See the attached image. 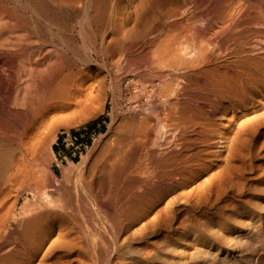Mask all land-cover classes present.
I'll use <instances>...</instances> for the list:
<instances>
[{
    "label": "bare ground",
    "instance_id": "6f19581e",
    "mask_svg": "<svg viewBox=\"0 0 264 264\" xmlns=\"http://www.w3.org/2000/svg\"><path fill=\"white\" fill-rule=\"evenodd\" d=\"M171 30L180 42L160 45ZM123 84L130 113L119 115ZM110 94L118 133L87 168L99 189L82 194L116 228V204L137 225L133 240L145 247L125 264H264V187L234 165L247 149L243 128L264 119L249 111L264 98V0H0V264H45L68 242L66 219L86 211L64 188L42 187L40 166L53 158L56 124L101 111ZM229 108L251 113L233 136L217 123ZM221 156L232 171L217 169ZM12 191L27 195L10 218L20 217L16 229L4 211Z\"/></svg>",
    "mask_w": 264,
    "mask_h": 264
},
{
    "label": "rangeland",
    "instance_id": "374dc122",
    "mask_svg": "<svg viewBox=\"0 0 264 264\" xmlns=\"http://www.w3.org/2000/svg\"><path fill=\"white\" fill-rule=\"evenodd\" d=\"M196 25H202L201 22H195ZM178 30H171V31H165L164 34H162L160 36V40L158 41L159 44L161 45V43H164L167 42V44H171V42H180V40H178V38H174L178 36ZM263 31V29H262ZM166 36V37H165ZM163 37V38H161ZM162 39V40H161ZM166 39V40H165ZM172 39V40H170ZM175 39V40H174ZM183 39V38H182ZM193 39L190 40L191 44H195V40ZM170 41V42H168ZM199 42V41H198ZM196 42V43H198ZM199 44L201 46H205V42H199ZM198 44V46H199ZM177 45V44H176ZM178 46V45H177ZM209 47V46H208ZM211 49V46L209 47ZM177 53V52H176ZM197 53H198V50H197ZM200 53V52H199ZM193 54V53H192ZM174 55V53H173ZM172 55V56H173ZM196 55V54H195ZM198 55V54H197ZM196 55V56H197ZM194 56V54L192 55V57L190 55H188V58H190L191 60H196V59H200V57H196ZM195 57V58H194ZM171 58V57H169ZM221 60L224 61V59H226V57H220ZM169 60L166 61V63H169L168 62ZM220 61V60H219ZM196 62V61H195ZM222 62V61H221ZM165 64V63H164ZM162 65L160 64V68L162 66V69H166V67H163L165 65ZM193 64V63H192ZM168 68V67H167ZM173 77V76H172ZM175 78V77H174ZM177 78V77H176ZM174 79V84H173V88H177L176 87V84L178 83V78L177 79ZM173 79V78H172ZM175 80H176V84H175ZM125 84L122 85V90L125 88L126 89V86ZM123 90L122 93H121V96H118V105H117V112L119 115H121L122 111L123 113H128L129 111V108H127L129 106V103H128V94L126 95L125 92L128 93L127 90ZM191 90V89H190ZM197 89H195V86L194 88H192L191 92L192 91H195ZM112 94V93H111ZM110 94L108 100L106 101L105 103V107H103V109L99 112H93V113H88L87 112L85 113L83 111V113L85 114H75V116H72L73 118H69V120L66 122V121H63V122H59L58 124H56L55 126V129H54V136H53V142H52V151H53V158L50 156L51 159H47L46 161L49 160V163L48 162H45L44 161V164L40 167H42V169L39 167V169L43 170L45 169V172L44 170L41 171L39 170L43 176H41L39 173V175H37V177L42 180H45V178L47 180H45L46 182V186H42V187H47V184L50 185L51 182H53V185L56 187H58L57 189H62L64 191L67 190V192H71V195L73 196L74 198V203H73V207L76 208V206L78 204V206L82 207V210H85L86 212H84V216L82 214V211H79L80 213H77L75 212L74 214H72V216L70 217L71 214H69V217L66 219L67 220V225L70 226L72 228V230L66 226V223L64 224L65 225V228L67 230H70V234L68 235H65L66 237V241H68L67 243H69V245L65 242L63 246L59 247L57 250H55V252H53L52 254H49L45 260V264H125V260H127V262L131 261L130 259H135L137 257V254L140 255V248L143 249L145 246L143 242H138L136 243L135 241L137 240H133V239H137L136 236V232L138 229L136 228L137 225L136 224H131L129 223L127 220H125L124 218H122L123 216L120 215V211L118 210V207H117V204L115 202V200L113 201V203H115L116 205L114 204H110V206L112 207H115L114 209H112L110 206V209H112V211L115 213L113 214V212L111 214H108L109 217H114L117 221L116 224L119 223V227H115L117 225H115L114 223H112L113 225H111V223L109 224V222L107 220H102L103 218L101 216H99L100 214L97 213L96 210H93L89 207V205H87V201L85 202L84 200V193H87L88 189H89V192L92 191V190H95V189H99V184H97V182L94 181L93 177L91 174H89L87 168H89L88 166H90L89 164H91L93 161V158H95V155L96 153H98L100 151V149L102 148V146L104 145V142L105 140H107L109 138V136H113L115 137L116 134L118 133L117 129H116V125L114 124L111 125L110 123L112 122L111 119V114L110 112L113 110V96ZM125 94V95H124ZM178 98V97H177ZM175 98V96H173V99L174 101L177 99ZM263 101V102H262ZM261 103H258V102H253L252 104L249 105V111L251 112L252 110H256L257 113H262L264 112V98L262 99ZM256 105H259V106H255ZM128 110H127V109ZM150 110V108H148ZM145 110L146 112H149V110ZM232 108H229V111L227 112V114L224 116L223 120H219L217 121V123H223L221 125V127L223 128V130L228 133L229 135H232L233 136V132H236L235 130L238 129L240 126H244L243 125V120L242 119H246V118H250L251 117V113L248 115L249 112H245V113H242L239 112L238 110H232ZM231 111V112H230ZM130 113V112H129ZM92 114V115H91ZM79 116V117H78ZM83 116V117H82ZM234 116V117H233ZM250 116V117H249ZM75 117V118H74ZM86 117V118H85ZM73 119V120H72ZM227 119V120H226ZM264 119H261L259 120L260 122L262 121V123H260L259 121H255L253 124L249 125V127L245 126V129L243 128V130L245 131V133L250 130L252 131V133L247 132V134L249 133V138L247 137V135H244L245 133L243 132V136L242 138L239 137V139H241V143L244 142V144L242 143V145L245 146V143H246V147L247 149H242L241 147V150H242V157H240L241 159L244 158V161L242 162L241 159H238L236 162H234L235 164L234 165H237V170H242V166L245 168L247 167L248 170H250V172H248V170L246 169V171L243 169L242 171V174H244L243 176V180L247 177H250L249 180L248 179H245L244 182L246 183H249L248 186H251L250 184H253L254 186L256 187H264V122H263ZM111 121V122H110ZM227 121V122H226ZM232 122V123H231ZM226 123V125H225ZM231 123V124H230ZM260 123V124H259ZM229 124V125H228ZM241 124V125H240ZM259 124V125H258ZM111 125V126H109ZM236 125H237V128H236ZM240 125V126H239ZM263 125V126H262ZM224 126V127H223ZM226 126V127H225ZM230 126V127H229ZM239 126V127H238ZM114 127V128H113ZM228 127V128H227ZM236 128V129H235ZM242 128V127H241ZM112 129V130H111ZM248 129V130H247ZM258 129V130H256ZM231 131V132H230ZM233 131V132H232ZM255 132V133H254ZM240 133H242V131L240 130ZM239 133V135H240ZM251 134V136H250ZM236 135V133L234 134ZM245 136V138H244ZM248 138V139H246ZM230 139V138H229ZM227 139V141L229 140ZM245 141H244V140ZM243 140V141H242ZM248 141V142H247ZM0 143H2V139L0 138ZM240 143V144H241ZM4 148V146L0 147V149L2 150ZM244 148V147H243ZM99 149V151H98ZM245 150V151H244ZM247 150V155L243 156L244 153L243 152H246ZM82 151V156H79V152ZM97 151V152H96ZM250 151V152H249ZM75 152H78V156L75 158L74 157V154ZM249 152V153H248ZM92 156H90V159L86 165H84L83 163L80 164V167L79 166H75L77 164H79L81 161H83L84 157L87 156V154H89ZM95 154V155H94ZM247 156V158H246ZM223 158L225 159L224 155H223ZM223 158L222 156L220 157L221 160H219V162H216L217 163V169L220 170L219 168H221L222 172L225 170L228 172V170L226 169H229L230 166H227V161H223ZM249 158V159H248ZM222 161V162H221ZM226 162V163H225ZM239 162V163H238ZM74 163L75 165L72 167H70V164ZM225 163V164H224ZM250 163V165H249ZM46 164V166H44ZM50 165V166H47V165ZM227 164V165H226ZM242 164V165H240ZM83 165V166H82ZM220 165V166H218ZM222 165V166H221ZM224 165H226V169L225 168H222V167H225ZM241 167V169H238V167ZM85 166V167H84ZM87 166V167H86ZM48 167V168H47ZM239 167V168H240ZM47 168V169H46ZM71 171H69L70 169ZM75 168V169H74ZM252 168V169H251ZM69 169V170H68ZM257 169V170H256ZM68 170V172H67ZM230 170L232 171V168L230 167ZM229 170V171H230ZM236 172V173H240L241 172ZM245 171V172H244ZM85 172V173H84ZM244 172V173H243ZM65 173V175H64ZM68 173V175H67ZM248 173V174H247ZM46 174V175H44ZM250 174V175H249ZM85 175V176H84ZM88 175V176H87ZM247 175V176H245ZM261 175V176H260ZM41 176V177H40ZM68 176V177H67ZM90 176V177H89ZM260 176V177H259ZM67 177V178H66ZM89 177V178H88ZM258 177V178H256ZM37 178V179H38ZM85 178V179H83ZM88 179V180H87ZM80 180V181H79ZM82 180V181H81ZM86 180V182H85ZM249 182H247V181ZM39 180H33V182H38ZM39 181V182H40ZM47 181H49V183H47ZM75 181V182H73ZM43 182L42 185L45 183ZM85 182V183H84ZM91 182V183H90ZM251 182V183H250ZM41 183V182H40ZM82 183V184H81ZM84 183V184H83ZM89 184V185H86L85 184ZM39 184V183H37ZM76 184V185H75ZM81 184V185H80ZM258 184V185H256ZM52 185V186H53ZM82 187H80V186ZM95 185V186H94ZM39 186V185H38ZM41 186V184H40ZM75 186V188H74ZM85 189L89 186L91 188H87V190L85 191ZM94 186V187H93ZM98 188H97V187ZM108 186V184L106 185ZM253 186V187H254ZM68 187V188H67ZM262 187V188H263ZM64 188V189H63ZM76 188L78 190H76ZM81 188V189H79ZM83 188V189H82ZM95 188V189H94ZM91 189V190H90ZM75 190V191H74ZM76 191H78V195L76 197ZM13 192V193H12ZM10 193V196L8 195V198L11 200H9L8 198H6V206L4 208V211H8V218L10 219L12 217V213L14 211L17 210V213H19L21 207L23 206L24 202H26L27 200V195L26 193L22 192L18 195L16 191H12ZM59 192V191H58ZM65 192V191H64ZM82 192H84L82 194ZM107 192L106 190L103 192V200H106V202L108 201V192H107V196L104 195V193ZM75 193V194H74ZM15 194V196H14ZM24 194V195H23ZM61 193H55V197L57 195V201L59 200V198L61 199V203L58 204V202L54 204V206L51 208L52 211L51 214V219H50V222L51 224H53L55 226V229H57V226L61 223L59 222L58 223V220H54L53 217L55 215V212H58L57 211V208L59 211H62V208H61V205L63 204L64 205V201L62 199V196L60 195ZM80 194V195H79ZM13 195V196H11ZM82 195V196H81ZM81 196V197H80ZM18 198V199H17ZM29 198H32L31 196H29ZM76 198L78 200H76ZM8 199V200H7ZM13 199V200H12ZM17 199V201H16ZM59 201V202H60ZM12 202V203H10ZM110 202V201H108ZM112 203V202H111ZM16 204V206H15ZM58 204L60 205V207H58V205L55 207V205ZM86 204V205H85ZM109 207L105 208L107 209L108 211H110ZM117 207V208H116ZM50 208H48V211L51 210ZM61 209V210H60ZM104 209V210H105ZM119 211V212H117ZM47 210V209H46ZM80 210V208H79ZM102 209V211H104ZM115 210V211H114ZM55 211V212H54ZM108 211L105 210L106 213H109ZM111 212V211H110ZM117 212V213H116ZM54 213V214H53ZM97 215H96V214ZM104 213V212H103ZM78 214L80 216H82V218H79ZM118 214V215H116ZM116 215V216H115ZM76 216V218H75ZM87 220H86V218ZM84 217V218H83ZM20 217H17V219L13 220V219H10V222L11 223V228L13 229H16V226H17V221L16 220H19ZM73 218H74V221H73ZM98 218V219H97ZM70 222H69V220ZM78 219V220H77ZM85 219V220H83ZM122 219H124V222L122 224ZM86 221V222H85ZM92 221V222H91ZM94 221V223H93ZM126 221V222H125ZM76 223L74 225V223ZM106 222V223H105ZM83 223V224H82ZM86 223V225L84 224ZM105 223V224H104ZM128 223V224H127ZM121 224V225H120ZM125 224V225H124ZM127 224V225H126ZM131 224V225H130ZM110 225V226H109ZM115 225V226H114ZM130 225V226H129ZM122 226V227H121ZM127 226V228L125 227ZM134 226L136 229H134ZM89 227V228H87ZM111 228V229H110ZM117 230H116V229ZM121 230H120V229ZM126 230H125V229ZM129 228V229H128ZM76 229V230H74ZM91 229V230H90ZM119 229V230H118ZM131 229V230H130ZM74 230V231H73ZM73 231V232H71ZM76 231V232H75ZM113 231V232H112ZM131 231H133L132 235L134 236V238L132 237H128L130 234H131ZM125 232H128V233H125ZM76 233V235H75ZM78 233V234H77ZM54 234V233H53ZM51 234V235H53ZM117 234V235H116ZM164 234V233H163ZM162 233L158 232L152 239L151 241L153 242H156L158 241L159 239L163 238L164 235ZM75 237H74V236ZM82 235V236H81ZM120 235V236H119ZM158 235V236H157ZM163 235V236H162ZM95 236V237H94ZM125 236L126 239H125ZM136 237V238H135ZM160 237V238H159ZM125 240H124V239ZM129 238V239H128ZM132 238V239H131ZM118 239V240H116ZM131 239V240H130ZM70 240V241H69ZM128 240V241H127ZM132 242L133 240V244L130 242ZM156 240V241H154ZM115 241V242H114ZM124 242V244H123ZM129 243H131L129 245ZM143 243V244H142ZM116 244V245H115ZM138 244V245H137ZM83 245V246H82ZM112 245V247H111ZM126 245V246H125ZM142 245V246H140ZM80 246V247H79ZM114 246V247H113ZM117 246V247H116ZM131 246V248L129 247ZM129 247V248H128ZM140 247V248H139ZM64 248V249H62ZM62 249V250H60ZM72 249V250H71ZM94 249V250H93ZM126 249V250H125ZM127 249H130V252L128 254H125V252H128ZM132 249V250H131ZM138 249V250H136ZM111 250V251H110ZM114 251V252H113ZM96 252V253H94ZM132 252V254H131ZM66 253V254H65ZM124 253V254H123ZM83 254V255H82ZM86 254V255H85ZM131 254V255H130ZM135 254V255H134ZM81 256V257H80ZM126 256H128L126 258ZM132 256V257H131ZM136 256V257H135ZM74 260H73V259ZM80 258V259H79ZM85 258V259H84ZM126 258V259H124ZM49 259V260H48ZM68 261H67V260ZM56 262H55V261ZM65 260V261H64ZM72 260V261H71ZM97 260V261H96ZM116 260V261H115ZM67 261V262H66ZM118 261V262H117ZM50 262V263H49ZM64 262V263H63ZM85 262V263H83ZM126 262V263H127Z\"/></svg>",
    "mask_w": 264,
    "mask_h": 264
},
{
    "label": "built area",
    "instance_id": "2783aa9c",
    "mask_svg": "<svg viewBox=\"0 0 264 264\" xmlns=\"http://www.w3.org/2000/svg\"><path fill=\"white\" fill-rule=\"evenodd\" d=\"M78 156V152H75L74 157L76 158ZM79 156H82V151L79 152Z\"/></svg>",
    "mask_w": 264,
    "mask_h": 264
}]
</instances>
